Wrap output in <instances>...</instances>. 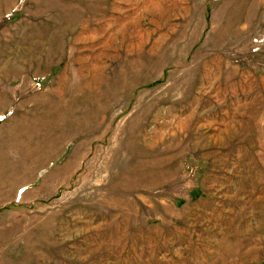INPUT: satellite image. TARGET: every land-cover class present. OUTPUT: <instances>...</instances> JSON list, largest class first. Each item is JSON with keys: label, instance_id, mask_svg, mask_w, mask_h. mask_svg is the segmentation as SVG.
<instances>
[{"label": "rangeland", "instance_id": "1", "mask_svg": "<svg viewBox=\"0 0 264 264\" xmlns=\"http://www.w3.org/2000/svg\"><path fill=\"white\" fill-rule=\"evenodd\" d=\"M0 264H264V0H0Z\"/></svg>", "mask_w": 264, "mask_h": 264}]
</instances>
